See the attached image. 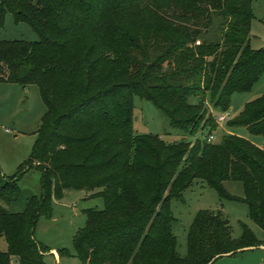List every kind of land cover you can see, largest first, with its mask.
Wrapping results in <instances>:
<instances>
[{"label": "trees", "instance_id": "trees-1", "mask_svg": "<svg viewBox=\"0 0 264 264\" xmlns=\"http://www.w3.org/2000/svg\"><path fill=\"white\" fill-rule=\"evenodd\" d=\"M7 12L29 22L39 39H0V82L37 84L46 111L16 174L0 167V264L13 257L48 264L51 249L35 237L36 225L67 189L104 199L103 208L85 210L86 224L74 235L82 264H210L264 245L248 225L235 238L221 210L202 209L181 256L171 209L200 179L221 198L246 203L264 229V148L236 133L221 143L209 136L168 143L133 125L138 95L171 126L212 134L218 123L208 98L227 111L233 94L264 73V48L251 46L253 0H0V28ZM227 125L264 135V93ZM31 169L41 172L42 194L12 211ZM228 180L241 181L244 196L230 193Z\"/></svg>", "mask_w": 264, "mask_h": 264}, {"label": "rangeland", "instance_id": "rangeland-1", "mask_svg": "<svg viewBox=\"0 0 264 264\" xmlns=\"http://www.w3.org/2000/svg\"><path fill=\"white\" fill-rule=\"evenodd\" d=\"M253 13L251 46L254 49L264 48V0H253ZM0 39L35 41L39 39V34L29 22L17 20L13 12H7L4 25L0 28ZM199 39L203 40V36ZM263 93L264 73L249 91L233 94L230 109L227 111L215 109L208 98L209 112L218 123L217 128L212 132L214 135L212 142L221 143L227 133L225 129L230 128L236 134L248 137L264 148L263 134H252L245 126L229 127L227 125L230 118L243 110L246 102L260 97ZM189 101L198 102L199 97L191 96ZM45 111L46 105L37 84L25 87L18 83L0 82V166L6 175L16 174L20 163L31 155ZM226 112L229 115L228 119L219 122L218 117ZM133 125L137 133L159 135L168 143L181 140L194 142L199 137L207 138L211 135L207 129L193 135L171 126L168 117L161 109L151 100L138 95L134 96ZM19 185L22 188L23 197L11 204L12 211L24 210L28 197L41 196V172L37 169L27 171L20 178ZM224 186L230 193L244 196V185L241 181L228 180L224 182ZM91 192L89 189H67L61 200H54L52 215L39 217L35 237L58 253V256L52 252L44 253V259L48 264H82L74 246V235L86 224V209L104 207V199L100 196H91ZM171 209L176 218L173 232L177 238V250L181 256L187 253L191 223L202 209L221 210L228 219L235 238L242 235L244 224L248 225L259 238H264V229L252 220L246 203L221 198L215 188L200 179L195 180L189 188L184 190L181 197L172 200ZM1 247L7 248L5 239H2ZM16 259L13 257L11 264H19ZM210 264H264V248L222 256Z\"/></svg>", "mask_w": 264, "mask_h": 264}, {"label": "crops", "instance_id": "crops-1", "mask_svg": "<svg viewBox=\"0 0 264 264\" xmlns=\"http://www.w3.org/2000/svg\"><path fill=\"white\" fill-rule=\"evenodd\" d=\"M225 131L227 132V133H235L233 130H231L230 128L229 129H225ZM22 163V162H21ZM20 163V164H21ZM1 167V166H0ZM2 169V168H1ZM3 171V170H2ZM4 174H6L5 172H4ZM11 175H13V173L11 174ZM11 175H8V176H11ZM93 193V191L90 193V194H92ZM260 239H264V238H260ZM255 248H264V245H261V246H258V247H254V248H248V249H245V250H250V249H255ZM245 250H241V251H245ZM49 252H52V253H55L57 256H58V253H57V251L55 250V249H51V251H49ZM239 252V251H238ZM237 253V252H236ZM233 255V254H232ZM224 256H229V255H224ZM17 260V259H16Z\"/></svg>", "mask_w": 264, "mask_h": 264}, {"label": "built area", "instance_id": "built-area-1", "mask_svg": "<svg viewBox=\"0 0 264 264\" xmlns=\"http://www.w3.org/2000/svg\"><path fill=\"white\" fill-rule=\"evenodd\" d=\"M200 43H201V40L198 39V40L196 41V44H200ZM228 116H229V115H228L227 112H226V113H222V114L218 117V121H219V122L224 121V120L228 119ZM213 138H214V135H213V134L209 135V137H208V141H212Z\"/></svg>", "mask_w": 264, "mask_h": 264}]
</instances>
